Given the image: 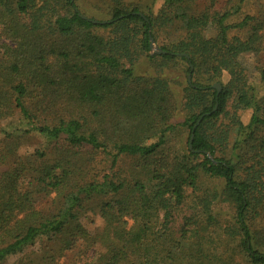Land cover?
<instances>
[{
    "label": "trees",
    "instance_id": "1",
    "mask_svg": "<svg viewBox=\"0 0 264 264\" xmlns=\"http://www.w3.org/2000/svg\"><path fill=\"white\" fill-rule=\"evenodd\" d=\"M219 1L0 0V264H264V0Z\"/></svg>",
    "mask_w": 264,
    "mask_h": 264
},
{
    "label": "rangeland",
    "instance_id": "2",
    "mask_svg": "<svg viewBox=\"0 0 264 264\" xmlns=\"http://www.w3.org/2000/svg\"><path fill=\"white\" fill-rule=\"evenodd\" d=\"M229 1L230 0H220L219 3H218V8H228V4H229ZM158 6V5H157ZM157 6L155 8H157ZM246 12H252V8L251 7H247L245 9ZM94 14V13H92ZM96 18H97V15H94ZM99 21V20H98ZM154 47L155 48H158L160 49V47L156 44H154ZM242 63L245 67H247V73H248V76L250 78H254L256 77V69L258 67H263L264 66V41H263V44H262V48H261V51L256 54L255 56H245L244 57V60H242ZM149 69L147 68L146 64L143 62L141 64H139V66H137L136 68V73L137 74H144L148 71ZM149 72V71H148ZM228 81V77L226 75H223V77L221 78V82L222 84H225L226 82ZM174 90H176L177 92H179V90H181L180 87L178 86H175ZM249 116H250V113L249 112H239L238 113V117L240 119V122L243 123V124H246L249 120ZM183 117V115L181 113H177L176 114V118L174 119V122L175 123H179V120H181V118ZM14 124V119H11V120H8V121H5L3 123V125L6 127L7 125H12ZM224 124H228V121L226 120L224 122ZM33 138L30 139V140H27L25 141L24 143H22L18 149V156H28L30 154H32L34 151H38V150H42L44 149L46 146H45V143L44 141L36 136V135H32ZM186 137H187V131H183L182 133L178 134V135H175L174 137H172L171 139V144H170V147L171 149H176L178 146L179 147H185V141H186ZM205 186L209 187V183L208 182H205ZM48 203V200H42L40 201V207L41 208H44ZM192 214L191 211L189 212H185L184 211V215H190ZM216 215H219L220 219L223 220H226L230 214L228 213V210H226L225 208H221L219 213L216 214ZM81 222L83 224V226L86 228V230H88L91 234H96L98 232H100L104 226V223L103 221L99 218V216L97 215H93V214H86L82 219H81ZM179 221H177L176 223H178ZM178 225H176V227H173L174 230H178L177 228ZM206 238H208L206 240V242H210V239L213 240L211 242L212 244V247L215 248L217 250V252H219L221 254V256L225 257L224 254H223V249L222 247L220 246V244H218V241H217V236L214 235V234H211L210 231H209V235H204ZM37 248V245L35 244L32 248L30 247V251L32 250H35ZM99 250L98 249H90L88 252H87V256L89 258L91 257H94V254L96 252H98ZM189 251V250H188ZM192 252H195V251H192ZM17 259V257H13V258H9L8 259V262L9 263H13L15 260ZM68 263H69V259L66 257ZM67 263V264H68ZM80 263V262H79ZM78 263V264H79ZM234 263L235 264H246L245 261L243 260H239L238 258H236L234 260ZM81 264V263H80Z\"/></svg>",
    "mask_w": 264,
    "mask_h": 264
},
{
    "label": "water",
    "instance_id": "3",
    "mask_svg": "<svg viewBox=\"0 0 264 264\" xmlns=\"http://www.w3.org/2000/svg\"><path fill=\"white\" fill-rule=\"evenodd\" d=\"M82 18L85 19V20H88V19H86V18H84V17H82ZM88 21H90L92 24H95V25H97V24H98V25H99V24H105V23H106V22H98V21H94V20H88ZM149 48H150L151 54H162V53H163L160 49L154 47V42H153L152 40L150 41ZM190 69H192L191 66H190ZM187 81L190 82V76L187 77ZM213 88H214L215 90H217V92H219V90H220V87H219L218 84H215V85L213 86ZM205 116H207V115L202 116V117L199 119V121H198L197 124H199V122L201 121V119H202L203 117H205ZM191 142H192V137H191V139H190V141H189V149H191V146H190V145H191Z\"/></svg>",
    "mask_w": 264,
    "mask_h": 264
}]
</instances>
